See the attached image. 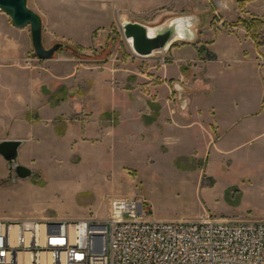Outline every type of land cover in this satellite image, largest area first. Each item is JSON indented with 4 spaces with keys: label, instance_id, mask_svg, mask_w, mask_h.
Masks as SVG:
<instances>
[{
    "label": "rangeland",
    "instance_id": "obj_1",
    "mask_svg": "<svg viewBox=\"0 0 264 264\" xmlns=\"http://www.w3.org/2000/svg\"><path fill=\"white\" fill-rule=\"evenodd\" d=\"M221 1L28 0L44 45L64 47L34 57L26 26L21 54L0 49V141L20 140L17 163L34 171L19 178L0 155V215L102 219L134 197L150 219H264V130L222 131L199 111L212 103L208 45L233 27ZM186 16L194 37L150 56L122 28Z\"/></svg>",
    "mask_w": 264,
    "mask_h": 264
},
{
    "label": "built area",
    "instance_id": "obj_2",
    "mask_svg": "<svg viewBox=\"0 0 264 264\" xmlns=\"http://www.w3.org/2000/svg\"><path fill=\"white\" fill-rule=\"evenodd\" d=\"M0 264H264V219H150L134 197L102 219L0 216Z\"/></svg>",
    "mask_w": 264,
    "mask_h": 264
},
{
    "label": "crops",
    "instance_id": "obj_3",
    "mask_svg": "<svg viewBox=\"0 0 264 264\" xmlns=\"http://www.w3.org/2000/svg\"><path fill=\"white\" fill-rule=\"evenodd\" d=\"M225 1L226 6L221 9L223 22L230 21L233 27L230 31H219L208 45L214 59L202 63L207 66L206 82L212 84L205 88L206 94L211 92L212 103L199 111L205 122L219 130L247 134L264 130V64L259 60L264 55V40L257 44L240 19L248 16L264 19V0ZM0 21L5 27H0L4 58L18 56L22 43L14 30L21 28H16L5 13H0ZM262 31L264 36V28Z\"/></svg>",
    "mask_w": 264,
    "mask_h": 264
},
{
    "label": "water",
    "instance_id": "obj_4",
    "mask_svg": "<svg viewBox=\"0 0 264 264\" xmlns=\"http://www.w3.org/2000/svg\"><path fill=\"white\" fill-rule=\"evenodd\" d=\"M226 6V1H221ZM0 10L9 16L16 28L30 27L33 56L39 59H51L54 53L64 47L62 43H56L47 48L43 43V20L42 17L28 5V0H0ZM195 23L192 17H175L166 24L149 27L140 22L124 21L122 28L126 39L131 43L133 51L139 56H150L154 52L166 50L178 38L192 39L194 32L191 26ZM20 140L0 141V155L7 161L12 162V170L19 178H29L34 171L22 164L17 163Z\"/></svg>",
    "mask_w": 264,
    "mask_h": 264
},
{
    "label": "trees",
    "instance_id": "obj_5",
    "mask_svg": "<svg viewBox=\"0 0 264 264\" xmlns=\"http://www.w3.org/2000/svg\"><path fill=\"white\" fill-rule=\"evenodd\" d=\"M240 22L244 24V26L248 29L250 32L251 36L253 37L258 44H261L260 41L258 40V27L259 25L264 24V19L256 16H251L249 18H241Z\"/></svg>",
    "mask_w": 264,
    "mask_h": 264
}]
</instances>
